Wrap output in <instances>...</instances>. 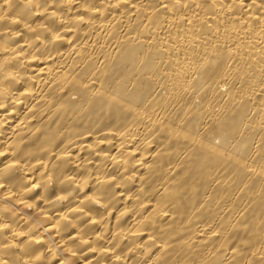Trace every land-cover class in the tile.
Instances as JSON below:
<instances>
[{
	"label": "bare ground",
	"instance_id": "obj_1",
	"mask_svg": "<svg viewBox=\"0 0 264 264\" xmlns=\"http://www.w3.org/2000/svg\"><path fill=\"white\" fill-rule=\"evenodd\" d=\"M0 264H264V0H0Z\"/></svg>",
	"mask_w": 264,
	"mask_h": 264
}]
</instances>
